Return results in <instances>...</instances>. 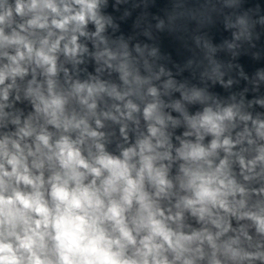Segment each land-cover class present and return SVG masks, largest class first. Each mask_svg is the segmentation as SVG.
I'll use <instances>...</instances> for the list:
<instances>
[{
	"label": "clouds",
	"instance_id": "obj_1",
	"mask_svg": "<svg viewBox=\"0 0 264 264\" xmlns=\"http://www.w3.org/2000/svg\"><path fill=\"white\" fill-rule=\"evenodd\" d=\"M160 4L0 0V264H264V0Z\"/></svg>",
	"mask_w": 264,
	"mask_h": 264
},
{
	"label": "water",
	"instance_id": "obj_2",
	"mask_svg": "<svg viewBox=\"0 0 264 264\" xmlns=\"http://www.w3.org/2000/svg\"><path fill=\"white\" fill-rule=\"evenodd\" d=\"M167 0H161L160 7H163L166 4ZM251 3L259 2V0H250ZM114 3V0H110V4ZM157 9H153V11H156ZM107 11L111 14H113L116 17H119L122 14L123 9L121 11L117 12L114 11L112 7H109ZM132 27V21L129 20L126 23L122 24V30L125 32L131 31ZM242 63L244 64V67L247 71H252L257 65L254 64L249 58H245Z\"/></svg>",
	"mask_w": 264,
	"mask_h": 264
}]
</instances>
